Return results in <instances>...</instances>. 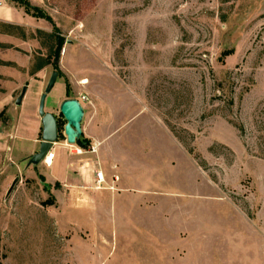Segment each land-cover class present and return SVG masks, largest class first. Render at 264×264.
<instances>
[{
  "label": "rangeland",
  "instance_id": "374dc122",
  "mask_svg": "<svg viewBox=\"0 0 264 264\" xmlns=\"http://www.w3.org/2000/svg\"><path fill=\"white\" fill-rule=\"evenodd\" d=\"M30 1L47 17L0 22V108L58 71V141L65 100L98 109L130 193L67 215L0 111V264H264V0Z\"/></svg>",
  "mask_w": 264,
  "mask_h": 264
},
{
  "label": "crops",
  "instance_id": "0c3cea01",
  "mask_svg": "<svg viewBox=\"0 0 264 264\" xmlns=\"http://www.w3.org/2000/svg\"><path fill=\"white\" fill-rule=\"evenodd\" d=\"M34 21L37 20L28 16V14L19 12L15 8L10 7L4 9L0 6L1 23H15L19 26H30ZM27 87V93L20 107L16 106L15 101L13 104L10 101L11 99H8L3 104L2 109L0 108V111L7 109L6 112L9 120L15 118L13 123L9 122V126H12V128L5 130L7 136L13 139L6 137L4 143L8 146L7 143L11 142L13 148L11 152L14 154L17 150L16 154L24 157L21 163L27 162L31 156L38 153L42 143L40 134L42 133L43 127L42 119L39 115L41 98L39 97V92L34 87ZM35 87L39 89L40 85H36ZM61 97L62 88L55 84V87L47 96L45 112H49L52 104L61 100ZM83 108L85 110V116L82 122V143L84 146L76 143L74 147H70L67 142L59 140L51 150L55 155L51 166L42 163L39 166L28 167L26 163L25 167L26 172L31 174V176L36 175V173L40 176L45 187L49 189L55 199L56 204H59L60 199L58 192L64 194L68 201L73 202L72 205L70 204V206L64 208V212L67 215L72 216L79 213L86 219L92 211L102 213L106 193L117 196L112 191L118 188V190H122L125 194H129L130 188H127L129 187V176L121 178L118 173L119 163H124L125 161L120 155V151L125 150V148L121 140L116 139L119 136L118 132H120V127L117 128V132H112V129L107 124L100 122L101 118L97 117L99 115L98 109L97 114L93 116V110L88 112L85 106ZM18 141H21L20 143L25 141L30 144L21 145L18 144ZM93 145L96 146L97 152H88L87 150ZM78 148L85 150V153L82 155L75 154ZM98 170L104 173L106 180L105 190L96 189L95 173ZM127 171L129 172V168ZM115 177H118L119 180L115 181ZM76 200L80 202L79 205L75 204ZM142 202L145 203V201ZM100 213L99 216H101ZM83 222L85 223L86 221ZM81 223L78 222V224ZM70 224H77V222L70 221Z\"/></svg>",
  "mask_w": 264,
  "mask_h": 264
},
{
  "label": "water",
  "instance_id": "95a60500",
  "mask_svg": "<svg viewBox=\"0 0 264 264\" xmlns=\"http://www.w3.org/2000/svg\"><path fill=\"white\" fill-rule=\"evenodd\" d=\"M58 77L59 73L57 71L52 74L45 89V92L41 96L39 105V115L42 119L43 127L42 143L40 145L39 152L34 154L27 160L28 167L41 165L46 155L58 142V121L53 114L45 112V103L47 96L55 87ZM27 89V86L23 87L20 96L16 100V106L20 107L22 105L23 99L27 93ZM60 112L67 122L65 126V135L67 137V143L69 145H76L77 141L81 138L83 133L82 122L85 116L84 108L79 100L68 99L61 104ZM17 182L18 181L16 180L13 187Z\"/></svg>",
  "mask_w": 264,
  "mask_h": 264
},
{
  "label": "trees",
  "instance_id": "16d2710c",
  "mask_svg": "<svg viewBox=\"0 0 264 264\" xmlns=\"http://www.w3.org/2000/svg\"><path fill=\"white\" fill-rule=\"evenodd\" d=\"M12 2H14L17 7L23 8L25 10V13L34 17V18H43V17H47L43 10H41L39 7L34 6L30 0H13ZM63 44L64 41L62 39H60L59 37H57V46H56V51H54V56L56 59V64H55V68L56 70H58V59L60 58V54L63 48ZM232 53H226L224 54L225 57L231 55ZM41 67V66H40ZM58 72V71H57ZM5 110L1 113L4 114ZM77 144L84 146V144L82 143V139L80 141H77ZM50 204H54V202L50 201L48 203Z\"/></svg>",
  "mask_w": 264,
  "mask_h": 264
},
{
  "label": "built area",
  "instance_id": "2783aa9c",
  "mask_svg": "<svg viewBox=\"0 0 264 264\" xmlns=\"http://www.w3.org/2000/svg\"><path fill=\"white\" fill-rule=\"evenodd\" d=\"M1 5V3H0ZM68 144V143H67ZM69 145V144H68ZM75 145H70V147H74ZM90 153H96L97 152V148L95 145L91 146L89 150H87ZM85 153V150H83L82 148H78L75 151V154L77 155H82ZM54 153H52L51 151L46 155V157L43 160V163L46 164L47 166H51L53 163V159H54ZM96 189L97 190H105L106 189V180H105V176L104 173L102 171H96ZM119 178L115 177V181H118Z\"/></svg>",
  "mask_w": 264,
  "mask_h": 264
},
{
  "label": "bare ground",
  "instance_id": "6f19581e",
  "mask_svg": "<svg viewBox=\"0 0 264 264\" xmlns=\"http://www.w3.org/2000/svg\"><path fill=\"white\" fill-rule=\"evenodd\" d=\"M83 83L86 84L87 83L86 80Z\"/></svg>",
  "mask_w": 264,
  "mask_h": 264
}]
</instances>
